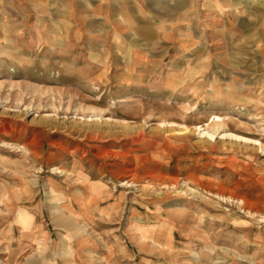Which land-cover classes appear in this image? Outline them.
<instances>
[{
	"label": "rangeland",
	"instance_id": "obj_1",
	"mask_svg": "<svg viewBox=\"0 0 264 264\" xmlns=\"http://www.w3.org/2000/svg\"><path fill=\"white\" fill-rule=\"evenodd\" d=\"M0 243L264 264V0H0Z\"/></svg>",
	"mask_w": 264,
	"mask_h": 264
},
{
	"label": "bare ground",
	"instance_id": "obj_2",
	"mask_svg": "<svg viewBox=\"0 0 264 264\" xmlns=\"http://www.w3.org/2000/svg\"><path fill=\"white\" fill-rule=\"evenodd\" d=\"M136 1V0H135ZM58 173V172H57ZM71 175V174H70ZM124 185V184H123ZM125 186V185H124ZM25 187V186H24ZM25 189V188H24ZM54 193V192H53ZM27 194V193H26ZM70 202H71V200H70ZM175 204H177V203H175ZM61 211V210H60ZM23 214L24 215H26V216H29L27 213H24V210L23 211H21L20 213H19V217H20V219L18 220V222L20 223V224H22L23 226H27V224L25 223V221H23V220H21V217L23 216ZM59 216V215H58ZM67 217V216H66ZM69 217V216H68ZM24 219V218H23ZM1 244V243H0ZM16 244V243H15ZM6 246V245H5ZM4 249H6V248H4Z\"/></svg>",
	"mask_w": 264,
	"mask_h": 264
}]
</instances>
